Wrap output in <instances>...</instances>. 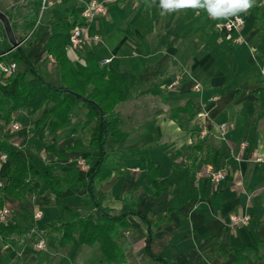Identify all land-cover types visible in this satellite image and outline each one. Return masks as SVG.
Listing matches in <instances>:
<instances>
[{
    "label": "crops",
    "instance_id": "obj_1",
    "mask_svg": "<svg viewBox=\"0 0 264 264\" xmlns=\"http://www.w3.org/2000/svg\"><path fill=\"white\" fill-rule=\"evenodd\" d=\"M88 1L63 0L40 14L27 54L55 87L63 85L60 67L45 49L51 35L63 31L55 16L73 22L74 10ZM255 2L263 11L264 0ZM236 15L245 18L241 31H226L223 24ZM255 21L249 9L213 16L207 7L165 10L161 0L111 3L107 17L88 24L80 13L89 41L80 51L67 49L69 58L83 64L94 52L100 61L112 59L103 68L125 79L128 100L117 111L126 135L109 139L108 147L120 153L148 148L157 168L154 178L138 158L128 157L119 174L95 182L104 207L118 213L126 201L137 212L128 217L121 240L122 264H162L158 258L168 264H264V26ZM6 48L0 44V52ZM13 121L21 128L1 124L0 140L42 172L53 167L62 174L73 160L91 159L92 130L81 110L58 131L47 126L30 133L32 117L24 110ZM48 145L57 152L47 151ZM8 155L0 160V198L16 229L1 243L0 264H104L100 244L79 243L78 232L62 244L65 228H55L62 218L97 221L86 197L70 190L57 196L36 175L31 180L40 183L37 191L10 197L2 190L14 164ZM210 163L226 169L218 185L199 175ZM90 173L80 170L81 178ZM155 182L162 184L159 192ZM233 213L247 214L251 222L232 225ZM142 217L153 228V257L146 251L148 223ZM41 240L45 247L38 249Z\"/></svg>",
    "mask_w": 264,
    "mask_h": 264
},
{
    "label": "trees",
    "instance_id": "obj_2",
    "mask_svg": "<svg viewBox=\"0 0 264 264\" xmlns=\"http://www.w3.org/2000/svg\"><path fill=\"white\" fill-rule=\"evenodd\" d=\"M43 0H31L29 8L24 16L27 27L35 33L41 14ZM258 3L249 9L256 16L255 23L264 26V10L261 11ZM75 20L72 22L67 16L58 14L55 24L63 31L51 35L45 44L46 53L53 57L60 67L63 85L55 87L47 82L39 67L31 61L27 54V48L32 45L30 37L25 44L20 45L12 59L18 65H24L22 70L10 77L4 78L0 84V125L8 126L17 114L27 111L32 117L34 132L39 127H50L52 131H58L71 124L75 111L81 110L85 117V126L92 130L88 150L90 154L91 173L86 178H81L80 169L76 164L62 174L54 172L53 167H47L45 171L36 169L29 164L24 157L11 146L0 140V151L10 154L14 160L12 170L8 173L9 183L2 187L4 193L10 197H23L28 192L39 189L40 183H33V175L38 176L40 182L48 185L57 196L66 190L72 191L81 197H86L90 206L98 213V220L93 222L84 218H62L55 228H65L61 243L64 244L73 238L75 232L79 233V243L93 245L100 244L105 255L104 264H122L125 261L126 244L122 238L129 228L128 217L137 214L136 210L125 201L123 209L118 213L103 206V197L97 194L95 182L119 174L125 167L124 158L136 157L145 166L149 174L156 178L157 168L149 158L148 148L118 152L108 147L109 139L121 141L125 133L121 130V119L117 108L128 100L124 93L125 79L113 69L102 68L100 58L89 52L85 63H75L68 55L67 48L70 43V30L79 25L80 9L74 10ZM11 20V18H10ZM14 30V27H13ZM4 29L0 22V33ZM24 39L19 40V43ZM13 46L7 47L4 52L11 51ZM3 58H0V62ZM1 77V75H0ZM183 109H178L177 112ZM76 143L74 148L79 147ZM47 151L57 152L55 146L48 145ZM95 158V161L92 159ZM158 192L162 184H157ZM5 206V201L0 198V209ZM148 223V236L146 251L151 257V243L153 228L151 222L142 217ZM15 226H0V246L5 243V238L15 230ZM244 251V250H243ZM243 251H236L238 256ZM162 264H168L163 259H156Z\"/></svg>",
    "mask_w": 264,
    "mask_h": 264
},
{
    "label": "built area",
    "instance_id": "obj_3",
    "mask_svg": "<svg viewBox=\"0 0 264 264\" xmlns=\"http://www.w3.org/2000/svg\"><path fill=\"white\" fill-rule=\"evenodd\" d=\"M76 1H83V0H76ZM129 0H90L83 4L81 10V17L85 24L93 21L98 17H107L109 13V4L111 3H126ZM63 0H43L42 1V8L41 13L45 10L53 7L57 4L62 3ZM245 24V18L241 15H236L232 18H229L223 24V28L228 32H240L242 27ZM25 40V39H24ZM99 37H95L94 41H99ZM89 41V37L85 35L83 25H77L73 27L70 31V43L68 45L69 50L73 51H80L84 46L87 45ZM2 43V34L0 33V44ZM24 42L22 41L19 43V46L22 45ZM17 48L13 47L11 51L8 52H0V58L3 60L0 62V84L4 83V78L10 77L15 75L19 70V65L13 61L12 55L15 53ZM11 55V57H10ZM112 59H104L100 61V66L106 67L111 63ZM198 88V86H197ZM10 127L13 130H19L21 125L19 122H11ZM221 130H226V124L221 125ZM199 136L201 138L206 137V131L200 130ZM9 159L8 153H0V160L7 161ZM72 164H76L81 172L87 173L92 170L91 163L86 158H80L77 160H73ZM200 176H206L211 183L213 184H220L223 182L226 177V169L224 167H217L214 164H206L204 169L199 173ZM230 223L235 226H247L251 222V218L247 214H238L233 213L229 217ZM14 225V222L10 219V209L7 205H5L2 209H0V226L8 227ZM37 248L42 249L45 247V241L41 240L37 243Z\"/></svg>",
    "mask_w": 264,
    "mask_h": 264
},
{
    "label": "clouds",
    "instance_id": "obj_4",
    "mask_svg": "<svg viewBox=\"0 0 264 264\" xmlns=\"http://www.w3.org/2000/svg\"><path fill=\"white\" fill-rule=\"evenodd\" d=\"M254 3L255 0H161V7L169 11L186 6L207 7L213 16H227L247 11Z\"/></svg>",
    "mask_w": 264,
    "mask_h": 264
},
{
    "label": "rangeland",
    "instance_id": "obj_5",
    "mask_svg": "<svg viewBox=\"0 0 264 264\" xmlns=\"http://www.w3.org/2000/svg\"><path fill=\"white\" fill-rule=\"evenodd\" d=\"M30 1L31 0H0V12L6 14L9 19L11 18L10 21L12 27H14L15 36L18 41L25 39L23 41L24 44L28 38L31 37L34 38V40L36 38V35L32 34V31L27 27L26 20L24 19L27 9L29 8L30 5ZM37 27L39 28V26ZM1 34H2V43H4V45L7 47L11 46V43L9 42L6 36L5 31L4 33L1 31ZM23 68L24 65L21 64L19 66V70H22Z\"/></svg>",
    "mask_w": 264,
    "mask_h": 264
},
{
    "label": "water",
    "instance_id": "obj_6",
    "mask_svg": "<svg viewBox=\"0 0 264 264\" xmlns=\"http://www.w3.org/2000/svg\"><path fill=\"white\" fill-rule=\"evenodd\" d=\"M0 22L2 23L6 36L9 42L11 43V46L18 48L19 41L17 40L15 36L11 21L8 18V16L2 12H0Z\"/></svg>",
    "mask_w": 264,
    "mask_h": 264
}]
</instances>
